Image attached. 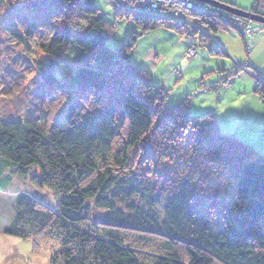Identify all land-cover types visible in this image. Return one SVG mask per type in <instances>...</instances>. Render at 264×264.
<instances>
[{"label":"trees","instance_id":"trees-1","mask_svg":"<svg viewBox=\"0 0 264 264\" xmlns=\"http://www.w3.org/2000/svg\"><path fill=\"white\" fill-rule=\"evenodd\" d=\"M92 2L0 0V31L45 56L35 62L53 90L44 99L57 93L70 103L36 120L0 122V179L31 174L61 195L51 208L18 193L6 233L48 247L51 264H264V151L223 132L211 112L168 104L130 59L146 33L195 29L166 26L163 7L126 0L139 11L114 4L117 15L142 28L113 50ZM59 15L61 27L45 35L42 26ZM216 36L200 45L225 54ZM68 57L78 69L63 82L57 71L70 67ZM254 92L264 98V77ZM95 209L103 213L92 217Z\"/></svg>","mask_w":264,"mask_h":264},{"label":"rangeland","instance_id":"rangeland-1","mask_svg":"<svg viewBox=\"0 0 264 264\" xmlns=\"http://www.w3.org/2000/svg\"><path fill=\"white\" fill-rule=\"evenodd\" d=\"M160 1L165 10L181 7L175 0ZM218 1L247 11L255 3V0ZM114 4L116 7L126 4L135 12L139 8L126 0L92 2L111 27L107 46L120 50L129 36L134 32L138 33L142 26L138 27L135 22L121 18L122 14L117 15ZM49 12L52 10L49 9ZM60 17L61 15L55 16L51 23L42 26L45 35L50 36L54 27H61ZM127 17L133 18L131 12ZM163 20L166 26L176 23L173 19ZM216 35V41L225 54L212 55L206 46H201L200 43L205 44L209 38L200 34L197 29L193 35H187L163 27L140 37L130 59L137 68L150 73L155 86L165 89L168 104L182 103L193 116L211 112L223 132L238 134L242 138H248L250 142L257 140V146L262 147L264 120L257 110H264V98L254 92L257 85L255 73L260 69L252 62L255 46H259L260 41L251 51H247L241 36L226 29L218 31ZM190 46L196 48L198 53L194 59L189 57V51L187 55ZM29 47L27 50L0 31V122L36 120L43 115V109L44 113L58 112L70 104L65 96L57 93L44 99L53 90L47 89L38 76L35 62L45 56L38 45L32 43ZM256 55L258 56V52ZM68 60L70 67L57 71L63 82L78 69V63L70 57ZM52 98L54 101L51 102ZM257 101L261 103L259 107ZM10 177L11 182L0 179V264H51V251L48 247H36L33 240L9 235L6 229L14 213L13 203L18 193H27L51 208H55L61 195L48 187L34 184L31 174L28 179ZM102 213L95 209L92 217Z\"/></svg>","mask_w":264,"mask_h":264},{"label":"built area","instance_id":"built-area-1","mask_svg":"<svg viewBox=\"0 0 264 264\" xmlns=\"http://www.w3.org/2000/svg\"><path fill=\"white\" fill-rule=\"evenodd\" d=\"M144 1L151 4L152 8L163 7V10H160V12L164 13V18L192 25L193 29H197L200 34L205 35L207 38L213 39L216 36L215 32H213V27L220 30L226 28V30L242 37L247 51H251L264 34V23L254 18L264 19V0H255L253 7L248 11L214 0L232 9L244 11L249 16L237 14L233 11H226L220 7L206 4L201 0H175V2L180 4L181 7L179 8L181 9L174 8L171 11L165 10L160 0ZM194 15L204 18H197ZM188 51L190 57H197L194 48H190Z\"/></svg>","mask_w":264,"mask_h":264},{"label":"crops","instance_id":"crops-1","mask_svg":"<svg viewBox=\"0 0 264 264\" xmlns=\"http://www.w3.org/2000/svg\"><path fill=\"white\" fill-rule=\"evenodd\" d=\"M259 41H260L259 46H257V45L255 46V52L252 55V62L256 66V68L258 67V70L260 69L259 70L260 72L258 71V72L255 73L256 76L259 77V75H260L261 77H264V34L260 38ZM257 52H258V56L256 55ZM256 83H257V80H256ZM228 85H230V83ZM259 104H261L260 101H257V106L258 107L260 106ZM257 111L259 112V115L261 116V118L264 120V115H263L264 113H262V112H264V110H261V109L259 110L258 109ZM253 144L255 146H257L258 141L257 140L253 141ZM257 147L260 148L262 151H264V145H262V147H259V146H257Z\"/></svg>","mask_w":264,"mask_h":264},{"label":"water","instance_id":"water-1","mask_svg":"<svg viewBox=\"0 0 264 264\" xmlns=\"http://www.w3.org/2000/svg\"><path fill=\"white\" fill-rule=\"evenodd\" d=\"M202 2L206 3V4H209V5H213V6H216V7H220L226 11H233V12H236L237 14H241V15H244V16H249L248 13L244 12V11H240V10H236V9H232L224 4H221L219 2H216L214 0H201ZM256 20H258L259 22H263L264 23V19H260V18H256L254 17Z\"/></svg>","mask_w":264,"mask_h":264},{"label":"bare ground","instance_id":"bare-ground-1","mask_svg":"<svg viewBox=\"0 0 264 264\" xmlns=\"http://www.w3.org/2000/svg\"><path fill=\"white\" fill-rule=\"evenodd\" d=\"M149 4V3H148ZM149 5H151V4H149ZM152 7V6H151ZM153 9H158V8H153ZM158 10H160V9H158Z\"/></svg>","mask_w":264,"mask_h":264}]
</instances>
